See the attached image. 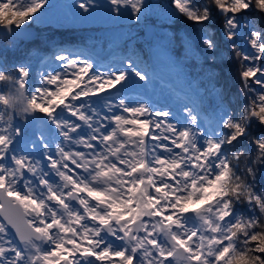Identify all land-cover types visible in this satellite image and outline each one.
<instances>
[{"label":"snow or ice","instance_id":"1","mask_svg":"<svg viewBox=\"0 0 264 264\" xmlns=\"http://www.w3.org/2000/svg\"><path fill=\"white\" fill-rule=\"evenodd\" d=\"M46 4L0 0V264H264V0H170L184 31L155 39L197 69L175 107L124 94L153 81L134 49L10 60ZM69 7L156 24L145 0Z\"/></svg>","mask_w":264,"mask_h":264},{"label":"rangeland","instance_id":"2","mask_svg":"<svg viewBox=\"0 0 264 264\" xmlns=\"http://www.w3.org/2000/svg\"><path fill=\"white\" fill-rule=\"evenodd\" d=\"M97 2L104 4L106 3V0H97ZM71 3L72 0H47V4L39 10L35 22L32 23L29 28L33 27L37 31H42V35L39 37V40L46 36V32L51 29L60 32H65L68 29H74L77 31L84 30L89 34L91 33L97 36H106L111 39L109 49L100 51L93 57H88L87 51L85 52L84 50H78L75 54H73L74 51L67 50V53L65 54H72L73 56H79L82 59H89L96 65V71H104L106 67H111L113 65L119 67L121 57L127 56L130 53L119 55L118 53H113V49H115L116 44H121V46L124 45L126 43L124 40L125 38L137 37V33L143 28V22H141L139 26H135V22L129 19L127 12L121 16L109 15L107 8H98L87 17L80 16L76 14V12L79 11L78 9L73 10L69 7ZM95 13L98 14V18L93 16ZM155 37L152 40L153 45H157L155 44ZM23 42L24 40H19L17 42L20 48L23 46ZM64 49V47H59L54 51V53L61 52ZM161 49L162 48H159L158 46H154L152 49V53H154L152 55V62L158 67L156 69L153 68V72L157 75L159 74L162 81H170L173 76L172 67L169 66L171 63L169 59L170 56L166 50ZM34 56V62L36 63L38 57L36 54ZM56 63L60 64L62 62ZM56 67H58V65ZM156 83L157 81H154V84ZM151 84L145 87L141 86L143 85V82L132 83L130 81L129 85L124 90V94L128 95L130 98L136 96L146 97L157 106L164 104H172L173 107L176 106L178 93H175L171 86H167L162 83L163 86L152 87ZM112 94L115 95V92ZM105 95L99 98L93 97L92 99L95 103L98 101L103 103V100L106 98ZM10 238L15 240L11 233Z\"/></svg>","mask_w":264,"mask_h":264},{"label":"trees","instance_id":"3","mask_svg":"<svg viewBox=\"0 0 264 264\" xmlns=\"http://www.w3.org/2000/svg\"><path fill=\"white\" fill-rule=\"evenodd\" d=\"M145 3L151 6L148 13L150 20L156 21V24H154L156 26L154 37L157 34L160 36L170 34L173 30L176 29H179L181 33H183L184 25L182 21L176 18H173V20H165L163 18L164 9L168 7L170 0H145ZM162 24L164 25V27H161ZM41 33L42 31L38 30V34L35 39L30 42L24 41L22 43L23 46H21V48L18 47L16 49H11L8 53L9 59L14 60L24 54H30L33 58L35 72L38 73L39 71L44 70V68H42L41 66L42 61L46 62L48 57L51 56L54 51L59 47H64L68 51H74L73 54H75L78 50H84L85 52L87 51L88 57H93L97 55L98 52L109 49L111 45L110 38L106 36H97L91 33L89 34L84 30L77 31L74 29H68L65 32H60L51 29L46 32V36L39 40V37L42 35ZM134 38L135 39L132 40H130L129 38H125L124 40L126 43L124 42L125 44L123 43L124 45L122 46L121 44H116L115 49H113V53L115 52L119 55H122L125 53H130V50L134 49L136 56L139 58L140 61L143 62L142 66L146 65L148 70H151V74L153 76V81L151 84L152 87L163 86L162 83H164L167 86H171L173 88L172 90L175 93L180 94L186 91L187 88L185 81L187 78H189L187 74L195 73L197 71L194 65L189 63L188 66L183 69V73H179L175 69L174 65L170 63L169 66L172 67L173 76L170 81H162L160 75H157L153 72V70L158 67L152 62V55L154 54L152 53V49L154 48V46H158L159 48H162L161 50H166L170 57L174 58V54L170 50L165 48L164 41L156 40L155 44L157 45H153V41L150 42L152 44L146 43L143 39L141 29L137 33V37ZM9 43V41L0 39V47ZM35 54L38 57L36 63L34 62ZM57 65L58 64L56 62L52 63V67H56ZM229 75H232L234 77V69H232L230 73L228 64H225L221 76L223 79H228ZM154 81H157V83L154 84ZM228 83L229 86H232V80H228ZM238 87V84L232 86V91L235 92L236 88Z\"/></svg>","mask_w":264,"mask_h":264},{"label":"water","instance_id":"4","mask_svg":"<svg viewBox=\"0 0 264 264\" xmlns=\"http://www.w3.org/2000/svg\"><path fill=\"white\" fill-rule=\"evenodd\" d=\"M94 17L98 18V14L95 13L93 15ZM155 31H156V26L154 24H148V25H144L143 28H142V35H143V39L146 43H150L153 38H154V35H155ZM38 34V31L31 27V28H28L23 37H21L20 40H24L26 42H30L32 41L33 39L36 38ZM10 233L12 234V236L15 238L14 234L12 233V231L10 230Z\"/></svg>","mask_w":264,"mask_h":264}]
</instances>
